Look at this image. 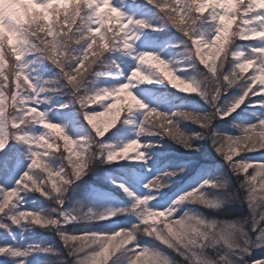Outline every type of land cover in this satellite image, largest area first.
Instances as JSON below:
<instances>
[{
  "label": "snow or ice",
  "instance_id": "obj_1",
  "mask_svg": "<svg viewBox=\"0 0 264 264\" xmlns=\"http://www.w3.org/2000/svg\"><path fill=\"white\" fill-rule=\"evenodd\" d=\"M0 264H264V0H0Z\"/></svg>",
  "mask_w": 264,
  "mask_h": 264
},
{
  "label": "trees",
  "instance_id": "obj_2",
  "mask_svg": "<svg viewBox=\"0 0 264 264\" xmlns=\"http://www.w3.org/2000/svg\"><path fill=\"white\" fill-rule=\"evenodd\" d=\"M240 43H244V42H240ZM201 104H202V102H201ZM195 127H196V126H194V125L190 126V127H189V130L194 129Z\"/></svg>",
  "mask_w": 264,
  "mask_h": 264
},
{
  "label": "rangeland",
  "instance_id": "obj_3",
  "mask_svg": "<svg viewBox=\"0 0 264 264\" xmlns=\"http://www.w3.org/2000/svg\"><path fill=\"white\" fill-rule=\"evenodd\" d=\"M244 43H249V42H244ZM251 71V70H250ZM92 107H98V105H92ZM100 119H104L103 117H101Z\"/></svg>",
  "mask_w": 264,
  "mask_h": 264
}]
</instances>
